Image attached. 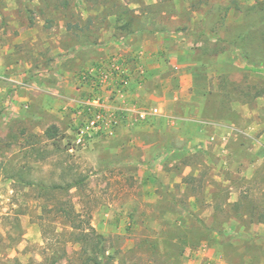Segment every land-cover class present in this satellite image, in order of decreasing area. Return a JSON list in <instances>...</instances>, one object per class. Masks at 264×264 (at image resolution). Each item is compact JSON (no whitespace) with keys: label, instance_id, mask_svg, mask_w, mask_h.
Masks as SVG:
<instances>
[{"label":"rangeland","instance_id":"1","mask_svg":"<svg viewBox=\"0 0 264 264\" xmlns=\"http://www.w3.org/2000/svg\"><path fill=\"white\" fill-rule=\"evenodd\" d=\"M261 1L0 0V264H85L55 212L66 200L90 215L109 264H264V96L253 98L264 89V19L245 17ZM131 19L132 34L160 31L202 57L174 108L202 126L164 121L150 104H133L128 117L115 101L127 67L118 56L76 67L60 89L71 99L51 113L52 92L68 81L56 76L57 52L122 37L117 27ZM244 31L252 41L242 42ZM203 48L223 52L213 59ZM99 69L108 75L100 85ZM95 96L122 122L81 133L94 111L84 102ZM153 109L138 120L136 110ZM51 126L59 147L45 138ZM75 179L82 185L67 189Z\"/></svg>","mask_w":264,"mask_h":264},{"label":"crops","instance_id":"2","mask_svg":"<svg viewBox=\"0 0 264 264\" xmlns=\"http://www.w3.org/2000/svg\"><path fill=\"white\" fill-rule=\"evenodd\" d=\"M110 31H107L109 35ZM75 32L78 33V31ZM81 32L80 30L79 33ZM136 33L128 37H118L113 34L109 36L110 39H100L99 41L102 43L100 45H94L92 41H86V46L78 44L72 48L69 43L66 51H58L56 55L63 56L56 57V61L54 62L56 76L59 78L64 76L68 81H59L56 85L57 91L52 92V96H55L53 97L55 103L53 101L51 113H56L59 109H65L64 103L59 102V99L67 101L71 99L72 96L67 93L68 91L60 92V89L67 88L68 84L71 85L69 79L75 73L76 67L83 66L86 69H91L94 63L98 61L118 56L126 59L125 64L127 67L124 70V77L126 79L124 89L121 94L116 95L115 101L123 109L130 111L128 117H132L133 104H150L159 107L164 121L170 123L181 122L182 124L192 122L193 124L202 126L204 123L201 120H189L174 115L175 106L183 105L181 104V93L187 92V88L192 86L194 68L201 66L203 62L202 57L192 53V49L185 50V48L169 46L168 41L170 39L160 31H154L151 34L152 38L141 36V33ZM177 42L178 46H180L181 41ZM39 109H42V111L46 110L47 106L43 104ZM163 120L162 122H164ZM207 124L216 128L221 127V125L216 123ZM156 127L160 130L158 125ZM142 129L147 131L152 128L143 127Z\"/></svg>","mask_w":264,"mask_h":264},{"label":"trees","instance_id":"3","mask_svg":"<svg viewBox=\"0 0 264 264\" xmlns=\"http://www.w3.org/2000/svg\"><path fill=\"white\" fill-rule=\"evenodd\" d=\"M61 5L64 7L68 6V0H62ZM245 17L247 22L253 21L256 18L264 19V0L249 7L247 9V13L245 14ZM132 19L128 22H125V24H123L122 26L117 27V29L126 32L125 34H123L122 37H126L125 35H131L133 33L134 30L132 28L134 22L132 21ZM116 20L121 21L122 16L121 15L117 16ZM261 23L264 24V20H262ZM138 32H141V30H139ZM249 34L250 33H248L247 31H244L242 34H239L241 35L242 42H245V38L248 41L251 40ZM259 37L261 42H264V32H262ZM241 47L245 49L243 45H241ZM221 52H223V48H221L220 50L218 49L213 50V53L207 52L206 48H203L202 55L206 57L212 55L209 58L214 59ZM247 57H248L247 55L246 56L244 55L245 59H247ZM225 78L226 77H223L224 80ZM261 96H264V89L258 92L257 94H255L253 98L261 97ZM227 104L228 102H226L224 105L226 106ZM57 132H58V128L56 126H51L44 133L45 138L51 141L54 147L55 146L59 147L58 139L56 138ZM82 183H83V179L81 180L75 179L73 182L67 185V189L79 187L80 185H82ZM59 188L61 187L57 185L54 186V189H59ZM55 212L61 216L64 222L69 224L71 229V237L73 241L81 246L82 254L86 256L85 264H102V261H104V264H109L113 260V256L106 255L107 250L106 247L104 246L105 239L102 235L98 234L96 230L92 227L90 222V215L87 214L84 217L82 213L77 212L74 209L71 202L68 200L58 201L55 206Z\"/></svg>","mask_w":264,"mask_h":264},{"label":"built area","instance_id":"4","mask_svg":"<svg viewBox=\"0 0 264 264\" xmlns=\"http://www.w3.org/2000/svg\"><path fill=\"white\" fill-rule=\"evenodd\" d=\"M87 74V76H84L83 74L81 78L83 82L91 83L92 76L89 73ZM115 74H118V72H115ZM107 79V72L105 70L99 69V73L95 77L94 81H97L96 83L100 85L105 83ZM84 105L88 108L93 109L94 111L85 126V130L81 131V133H87L88 131H99L100 129L102 130L103 127L115 129L122 122L120 110L111 107L109 108L103 103L102 98L99 96L88 98V100L84 102ZM157 112V109H153L152 111L136 110V116L138 120L143 122L147 121L152 116H156ZM78 143H81V140H78Z\"/></svg>","mask_w":264,"mask_h":264}]
</instances>
